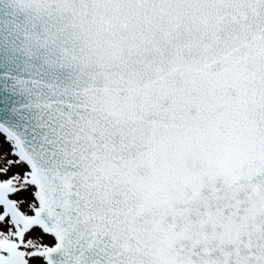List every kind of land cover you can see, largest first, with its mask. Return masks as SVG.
<instances>
[{
	"label": "snow or ice",
	"instance_id": "snow-or-ice-1",
	"mask_svg": "<svg viewBox=\"0 0 264 264\" xmlns=\"http://www.w3.org/2000/svg\"><path fill=\"white\" fill-rule=\"evenodd\" d=\"M0 264H264V0H0Z\"/></svg>",
	"mask_w": 264,
	"mask_h": 264
}]
</instances>
